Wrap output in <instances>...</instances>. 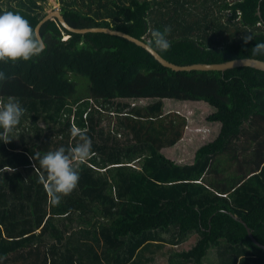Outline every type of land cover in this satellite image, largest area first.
<instances>
[{
	"label": "trees",
	"instance_id": "1",
	"mask_svg": "<svg viewBox=\"0 0 264 264\" xmlns=\"http://www.w3.org/2000/svg\"><path fill=\"white\" fill-rule=\"evenodd\" d=\"M47 2L0 0V12H19L36 30L48 15ZM58 2L71 27L124 32L179 66L246 58L264 61V52L253 50L257 43H264V0ZM166 26L171 27V47L161 51L153 44L152 32ZM40 34L47 45L41 56L0 62V71L6 76L0 81V108L15 100L25 109L20 123L0 137V180L10 178L20 191L26 170L34 174L40 188L28 217L18 218L0 203V264L20 257L23 264H87L69 246L61 255L58 244L64 234L52 224L54 217H71L80 203L71 197L60 205L50 203L41 181L47 171L39 164V156L77 144L79 137L71 132L74 126L91 138L92 151L85 161L73 164L80 178L72 193L80 186L95 192L105 188L111 200V205L98 211L112 217L103 236L112 253L110 259H115L104 261L94 253L91 264H127L134 252L126 262L124 258L115 260L128 248V239L168 232L171 227L180 239L198 236L195 245L176 252L174 260L204 264L212 249L218 252L225 244L241 251L226 258L224 264H264V250L236 219H242L264 245V71L241 67L225 72H175L127 39L69 32L58 19L46 21ZM248 36L252 39L247 40ZM116 101L150 102L132 104L127 112L118 113V123L126 127L136 147L123 150V143L113 136L106 142L97 140L98 118ZM166 101L209 108L206 122L216 127L214 138L196 150L192 163L180 165L161 152L182 139L188 120L164 109ZM75 107L83 112L79 120L67 118L63 123V112L70 109L71 115ZM32 114L37 122L50 125L47 130L40 128L49 132L43 144L29 134L31 125L26 121ZM100 153L109 157L107 163L99 162ZM49 231L58 244L45 251L42 246ZM160 239L147 234L138 246L159 245ZM37 240L45 242L34 245ZM26 247L25 256L12 258Z\"/></svg>",
	"mask_w": 264,
	"mask_h": 264
},
{
	"label": "rangeland",
	"instance_id": "2",
	"mask_svg": "<svg viewBox=\"0 0 264 264\" xmlns=\"http://www.w3.org/2000/svg\"><path fill=\"white\" fill-rule=\"evenodd\" d=\"M55 10H60V4L58 0H48L46 4L47 13L49 14ZM131 103L136 106H144L150 102L131 101ZM132 104L126 103L124 101H116L111 106H109L105 112H103L102 116H99V128L96 133L98 141L103 139L106 142L109 139H112L113 136V138H115L119 144L123 143V150H126L127 146H137V144L133 143L132 136L129 131L127 132L126 127L122 124H119L117 119L120 116L118 113L127 112L129 108L133 107ZM167 107L173 112L176 111L184 115L188 120L182 139L176 144L175 147H164L161 152L180 165L192 163L190 160L196 150L201 145L214 138L213 135L216 127L211 126L208 122H206L209 108L204 104L186 103L184 105H173V103L166 101L164 109ZM82 113L83 112H81L79 107H75L74 112L72 110L71 115L70 109H67L62 114V122L65 123L67 118H71V120H75L77 122ZM84 114L83 116L85 117L86 114ZM125 114L126 113L123 115ZM31 116L32 117L29 116L30 118H28L26 121L31 125L29 134L33 137L35 142L38 144H43L46 141V137L48 136L49 132L42 131L40 128L47 130V127L50 125L44 121L37 122V117L34 114ZM58 137L59 135L56 137L54 142H57ZM17 142L20 144V141ZM79 142L80 140L78 138L77 143ZM20 147L22 148V146ZM146 149L144 150L145 152ZM16 150L18 151V149ZM98 157L100 163H107V160H109V157H105V155L101 153L98 155ZM185 159H187V161ZM78 162L79 161H73V164H78ZM22 173L24 178L19 184L22 187L20 191H16L17 188L14 189L17 185L15 182H9L10 178H3L0 180V203L4 205L5 208L12 211L16 216H18V218L25 216L28 217L31 215V211H33L35 208L33 203L35 202L37 194L40 191L37 183H35L36 179L34 174L26 170ZM109 194L110 193L105 188H103L100 192H95L86 191L83 186H80L79 189L72 194H59L61 196L60 202H66L69 197L75 198L77 202L80 203L79 208L78 210L73 211V214L71 217H69L71 219L68 217H54L52 219V224L64 234L63 242L58 244V239L54 236L52 231H49L48 235H45L44 237V239L47 241L45 242L40 240L41 244H44L45 242V247L42 246V250L47 251L48 249L52 248V245L54 246L57 243L61 255L65 253V247L69 246L70 248L76 250L77 258L79 256H84L87 264H91L93 262L92 258L94 253H98L104 261L114 260L115 257L110 259L112 253L109 252L110 249L107 247L103 236V228L108 226L112 217H109L108 215L102 214L100 211H98V208L101 209L103 206L111 205ZM21 205H23V210H26V212L22 210ZM147 234L151 237H157V239L161 237L160 240L162 242L158 241L159 245L146 244L144 248L143 246H138L141 241L140 239L146 238ZM176 235L175 228L171 227V230L168 232L159 230L157 232H153L152 234L148 232L146 235L144 234L142 237L136 238L137 240L133 238L128 239L129 246L127 247L129 248V251L128 248L121 251L118 259L115 261L120 262L122 258H124L126 262L127 259L125 258L130 257L134 252V254L126 262L127 264H191L190 262H185L181 259L174 260V254L176 252L187 251L191 249L193 244L197 242L198 236L195 234H189L188 237L180 239ZM40 242L37 240L33 243L35 245L40 244ZM223 245L224 246L220 247L218 252H216L217 249H212L204 264H224L226 258H231L233 255L237 254V252L239 254L241 251L240 249H229L225 244ZM28 250L29 248L26 247L25 249L20 250L19 253L12 258H15L16 256L18 257L21 254L25 256ZM22 260L24 259L20 257L18 261L8 264H23L24 261Z\"/></svg>",
	"mask_w": 264,
	"mask_h": 264
},
{
	"label": "clouds",
	"instance_id": "3",
	"mask_svg": "<svg viewBox=\"0 0 264 264\" xmlns=\"http://www.w3.org/2000/svg\"><path fill=\"white\" fill-rule=\"evenodd\" d=\"M171 27L166 26L163 31L152 32L154 46L167 51L170 47L168 35ZM252 37L248 36L247 40ZM47 45L39 33L30 24V21L19 12H0V62L28 61L33 57L41 56ZM254 52H264V43H257ZM6 79L5 73L0 71V81ZM25 109L15 100H9L0 108V137L17 126L24 116ZM73 137H79L80 142L75 146L65 149L60 147L55 151H49L39 156V164L47 171V177H41L46 191L50 197V203L58 205L61 196L69 195L77 187L80 174L73 166V161H85L92 151V141L78 127L71 129Z\"/></svg>",
	"mask_w": 264,
	"mask_h": 264
},
{
	"label": "water",
	"instance_id": "4",
	"mask_svg": "<svg viewBox=\"0 0 264 264\" xmlns=\"http://www.w3.org/2000/svg\"><path fill=\"white\" fill-rule=\"evenodd\" d=\"M260 15V12L258 13ZM58 19L60 24L69 32L77 33V34H87V33H106L113 36H119L124 39H127L128 41L135 43L136 45L142 47L145 49L148 53H150L162 66L171 69L175 72H192V71H217V72H225L230 69L234 68H241V67H249L256 70L264 71V61L258 60V59H237L221 64H194V65H187V66H179L174 63L169 62L165 58H163L154 48H152L150 45L145 43L142 40H139L129 34H126L121 31L112 30L108 28H91V29H77L71 27L64 19L63 15L61 14L60 10H55L51 13H49L43 21L37 26L36 31L40 34V30L42 25L48 21V20H55ZM236 218V217H235ZM243 226L246 228L249 238L252 240V242L259 247L260 249L264 250V245L261 244L253 235L251 229L249 226L239 218H236Z\"/></svg>",
	"mask_w": 264,
	"mask_h": 264
},
{
	"label": "crops",
	"instance_id": "5",
	"mask_svg": "<svg viewBox=\"0 0 264 264\" xmlns=\"http://www.w3.org/2000/svg\"><path fill=\"white\" fill-rule=\"evenodd\" d=\"M195 245V243L193 244V246Z\"/></svg>",
	"mask_w": 264,
	"mask_h": 264
}]
</instances>
